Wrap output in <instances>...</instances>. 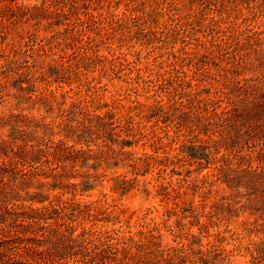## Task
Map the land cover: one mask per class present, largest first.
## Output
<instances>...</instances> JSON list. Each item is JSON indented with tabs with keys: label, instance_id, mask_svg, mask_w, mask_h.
Returning <instances> with one entry per match:
<instances>
[{
	"label": "rangeland",
	"instance_id": "1",
	"mask_svg": "<svg viewBox=\"0 0 264 264\" xmlns=\"http://www.w3.org/2000/svg\"><path fill=\"white\" fill-rule=\"evenodd\" d=\"M263 80L264 0H0V264H264Z\"/></svg>",
	"mask_w": 264,
	"mask_h": 264
},
{
	"label": "trees",
	"instance_id": "2",
	"mask_svg": "<svg viewBox=\"0 0 264 264\" xmlns=\"http://www.w3.org/2000/svg\"><path fill=\"white\" fill-rule=\"evenodd\" d=\"M264 83V80L262 81ZM262 100L264 102V89L261 93ZM109 121H107L110 125L120 126H129L125 121V118L115 117L116 114L108 113ZM123 122V123H122ZM125 122V123H124ZM113 129V128H111ZM130 130V129H129ZM128 145L131 142H126ZM192 159H198L200 156L189 155ZM29 161L26 158H22V165H26ZM31 162L28 167H31ZM44 164H47V167L50 169H54L56 166V162H48L44 161ZM53 165V167H52ZM34 169L39 168L38 166H33ZM28 172V171H27ZM34 212L40 211L41 213L49 210V207L42 206L39 208L33 209ZM38 216H35V218ZM45 213L41 215V219L45 220ZM32 218V222L37 224L40 219ZM97 244H93V246L89 249V246H86V249H89L90 252H94L95 255H100L102 258H99V264H105L106 260H111L115 264H183L185 263V256L182 253L183 251L180 248H163L158 241V238L150 233H140V238L134 239L130 236L121 237V239H117L111 235H98L97 236ZM86 256L88 254H85ZM201 261L203 258H200ZM77 264H90L91 260H78ZM253 264V262H252Z\"/></svg>",
	"mask_w": 264,
	"mask_h": 264
}]
</instances>
